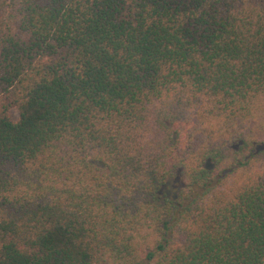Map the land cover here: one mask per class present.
I'll return each mask as SVG.
<instances>
[{
  "label": "trees",
  "instance_id": "obj_1",
  "mask_svg": "<svg viewBox=\"0 0 264 264\" xmlns=\"http://www.w3.org/2000/svg\"><path fill=\"white\" fill-rule=\"evenodd\" d=\"M0 264H264V0H0Z\"/></svg>",
  "mask_w": 264,
  "mask_h": 264
},
{
  "label": "rangeland",
  "instance_id": "obj_2",
  "mask_svg": "<svg viewBox=\"0 0 264 264\" xmlns=\"http://www.w3.org/2000/svg\"><path fill=\"white\" fill-rule=\"evenodd\" d=\"M176 192V179H170L167 181L166 185L163 187V193L167 194L169 197H174Z\"/></svg>",
  "mask_w": 264,
  "mask_h": 264
}]
</instances>
